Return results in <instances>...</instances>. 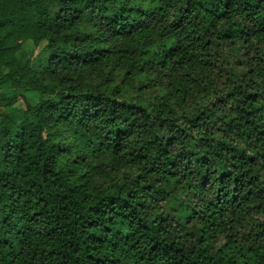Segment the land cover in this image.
Returning a JSON list of instances; mask_svg holds the SVG:
<instances>
[{"label":"trees","instance_id":"trees-1","mask_svg":"<svg viewBox=\"0 0 264 264\" xmlns=\"http://www.w3.org/2000/svg\"><path fill=\"white\" fill-rule=\"evenodd\" d=\"M2 83L0 264H264V0H0Z\"/></svg>","mask_w":264,"mask_h":264},{"label":"rangeland","instance_id":"rangeland-1","mask_svg":"<svg viewBox=\"0 0 264 264\" xmlns=\"http://www.w3.org/2000/svg\"><path fill=\"white\" fill-rule=\"evenodd\" d=\"M41 46H34L33 43L31 41H26L23 46H22V51L20 54L23 55L24 59H32L40 50ZM19 92H22L19 89L16 88H12L11 86H9L7 83H2L0 85V94H4L7 96H11L13 94H17ZM27 97L29 99H33L35 98V94H29L27 95ZM17 108H25V103L24 101L20 98L16 105Z\"/></svg>","mask_w":264,"mask_h":264}]
</instances>
